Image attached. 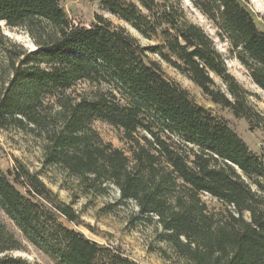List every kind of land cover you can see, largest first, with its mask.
Wrapping results in <instances>:
<instances>
[{
	"label": "trees",
	"instance_id": "trees-1",
	"mask_svg": "<svg viewBox=\"0 0 264 264\" xmlns=\"http://www.w3.org/2000/svg\"><path fill=\"white\" fill-rule=\"evenodd\" d=\"M101 5L158 42L142 45L99 14L88 25L75 22L61 0H0V23L23 30L34 45L23 47L0 27V128L38 137L42 165L57 170L59 187L73 198L105 197L115 189L117 198L103 209L130 207V225L153 226L164 244L157 248L162 258L264 264V150L251 151L149 59L154 54L170 64L249 130H264L250 93L229 72L213 37L190 20L188 7L211 24L263 92L264 30L243 0ZM94 120L117 129L124 147L104 141ZM202 194L222 208L209 210ZM0 211L56 264H139L67 227L62 220L79 224V213L20 162L7 173L0 169ZM24 249L0 221V264H31L12 255Z\"/></svg>",
	"mask_w": 264,
	"mask_h": 264
},
{
	"label": "rangeland",
	"instance_id": "rangeland-1",
	"mask_svg": "<svg viewBox=\"0 0 264 264\" xmlns=\"http://www.w3.org/2000/svg\"><path fill=\"white\" fill-rule=\"evenodd\" d=\"M243 1L252 12L258 26L264 30V0ZM61 6L69 18L75 22L88 25L94 19L95 14H99L110 20L113 24L123 26L142 45H153L158 42V39H146L142 37L128 23L104 8L101 5V0H61ZM188 11L190 20L202 26L213 37L217 49L226 61L229 72L250 93L249 100L251 104L264 117V92L252 83L247 72L238 61L229 56L226 44L220 42L215 36V31L211 24L192 8L188 7ZM0 27L3 34L10 40L23 45V47L29 50L34 48L31 39L23 30L8 28L2 22L0 23ZM149 59L157 61L164 76L186 89L197 104L205 107L212 115L225 120L251 151L260 154L264 150V130H249L245 120L235 119L228 109L211 103L199 87L170 64L154 54H149ZM215 81L219 83L217 78H215ZM83 87L84 85L80 84L78 89H82ZM91 125L104 141L111 142L116 147H124L123 142L120 141V133L113 126L100 120H94ZM41 160L40 139L38 137L30 132L13 127L7 129L0 128V169L7 173L16 166L17 162H20L31 172L38 173L44 183L57 193L61 200L71 203L72 207L79 213V224L62 220L67 227L80 231L86 237L99 243L119 249L139 264H179L174 258L167 260L159 255L157 248L163 247L164 244L155 239L153 226L143 224L133 226L128 223L130 207L126 209L113 206L111 209H108V212H106L107 209H103L105 205L113 203L117 198L115 189H112L105 197L86 198L78 194L77 198H73L71 192L59 187L60 179L57 175V170L44 167ZM9 178L11 179L12 177ZM16 187L24 191V188L21 186L16 185ZM201 199L211 211H218L222 208V204L209 195L202 194ZM0 221L24 245V251L12 252L13 256H21L31 264H56L50 256L28 243L2 211H0Z\"/></svg>",
	"mask_w": 264,
	"mask_h": 264
}]
</instances>
